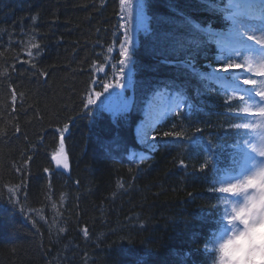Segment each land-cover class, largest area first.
Masks as SVG:
<instances>
[{
	"label": "trees",
	"instance_id": "16d2710c",
	"mask_svg": "<svg viewBox=\"0 0 264 264\" xmlns=\"http://www.w3.org/2000/svg\"><path fill=\"white\" fill-rule=\"evenodd\" d=\"M144 7L150 31L136 33L132 85L119 89L130 109L115 120L107 112L90 119L89 91L114 82L120 59L119 0H0V264H207L201 244L216 226L220 195L210 189L244 149L233 147L242 139L231 127L241 121L239 102L226 103L180 67L188 53L179 44L166 57L171 63L161 62L156 34L180 38L186 29L157 18L171 7L207 18L195 0H144ZM31 44L41 47L32 58ZM215 54L205 60L202 51L196 67L206 72ZM166 85L188 98L190 114L181 107L158 124L156 150L131 160L143 110ZM65 124L68 173L52 161ZM182 130L184 137L163 135ZM22 181L12 204L8 188Z\"/></svg>",
	"mask_w": 264,
	"mask_h": 264
},
{
	"label": "snow or ice",
	"instance_id": "6c2138e0",
	"mask_svg": "<svg viewBox=\"0 0 264 264\" xmlns=\"http://www.w3.org/2000/svg\"><path fill=\"white\" fill-rule=\"evenodd\" d=\"M195 2L207 18L197 19L191 12L177 7L169 8L168 15H160L157 18L158 25H178L186 29V35L180 38L166 31L156 34V39L160 45L158 54L165 56L161 62L171 63L166 57L175 51L176 45L179 44L180 48L188 53L179 64L180 67L186 69L192 78L206 81L209 86L223 90L227 96L226 103L238 100L242 105L239 111L250 114L248 118L251 122L231 125L234 129L248 130L245 137L233 147L243 144L248 152L252 153V149L258 143L264 144V0H195ZM119 5L120 12L117 15L120 18V23L118 27L122 32L118 46L120 59L118 64L113 65L115 71L112 79L114 82L103 83L102 91H89L83 106V113L90 119L94 115L107 112L115 120L127 113L131 106L130 99L124 96L123 91L118 90L132 85V50L136 33L140 30L150 31L149 21L152 18L145 15L144 0H119ZM258 18L260 22L257 25L254 21ZM32 19L35 20L36 17ZM217 24L219 27L216 26ZM31 49L36 50L35 55L40 54V45L31 44L28 51L30 58L34 55ZM202 51L205 60L208 59L210 52L216 53L213 57L216 67H212L211 63L202 66L205 69L210 68L211 71H201L196 67V57ZM108 52L112 53L113 48L109 47ZM32 67L35 69L36 65L33 63ZM234 70H239V72ZM39 74L46 75L42 71ZM94 83L99 84L100 81H94ZM200 94L199 89H197L196 95L199 96ZM17 98L16 93L13 92L11 96L13 105ZM187 100L188 98L181 91L169 93L167 85L164 89L155 92L143 110L144 119L136 127L138 143L150 151H155L157 148V124L173 114L179 117L181 115L179 109L187 103ZM188 107L190 114L191 105ZM154 111L158 112V118L153 115ZM68 130V124H65L63 129L58 130L61 137V151ZM200 131V128L194 129V133ZM150 132L152 133L151 136H149ZM163 135L165 137H184L185 132L183 130L178 132L166 131ZM189 139L195 142V137ZM248 152L240 154L241 165L244 163L248 165L252 159ZM141 156L144 158L143 154ZM205 159L209 163L211 162L210 156H206ZM52 160L55 161L58 168L61 167L62 162L55 154H53ZM26 164L27 161H25ZM180 164L183 165L184 161L181 160ZM205 166L204 163H201L199 167L203 170ZM62 167L68 168L66 158ZM50 171L49 168L44 169L45 173H50ZM22 188L23 181L20 185L8 188L10 203H18L14 198L17 191ZM210 190L217 193L221 191L219 185ZM33 226L35 227V221H33ZM60 231L63 232L64 229L61 228Z\"/></svg>",
	"mask_w": 264,
	"mask_h": 264
},
{
	"label": "clouds",
	"instance_id": "9594fccd",
	"mask_svg": "<svg viewBox=\"0 0 264 264\" xmlns=\"http://www.w3.org/2000/svg\"><path fill=\"white\" fill-rule=\"evenodd\" d=\"M247 169L219 184L216 226L202 242L207 264H264V144Z\"/></svg>",
	"mask_w": 264,
	"mask_h": 264
},
{
	"label": "water",
	"instance_id": "95a60500",
	"mask_svg": "<svg viewBox=\"0 0 264 264\" xmlns=\"http://www.w3.org/2000/svg\"><path fill=\"white\" fill-rule=\"evenodd\" d=\"M56 156L61 160L62 164H63L64 159H65V158L67 159V157H66V155H65V153H64V150H62V151H61L59 154H57ZM62 164H61V167L58 168L57 165H56V163H55V161H54V165H55L56 169H60V170H63L64 172H68V168H67V169H64V168L62 167Z\"/></svg>",
	"mask_w": 264,
	"mask_h": 264
},
{
	"label": "rangeland",
	"instance_id": "374dc122",
	"mask_svg": "<svg viewBox=\"0 0 264 264\" xmlns=\"http://www.w3.org/2000/svg\"><path fill=\"white\" fill-rule=\"evenodd\" d=\"M254 23L257 24V25L259 24L256 21H254ZM258 35H259V33H258ZM153 114H157V111L153 112ZM247 166L248 165L246 163H244L243 166L239 169L240 173H242L243 171H245L247 169Z\"/></svg>",
	"mask_w": 264,
	"mask_h": 264
}]
</instances>
